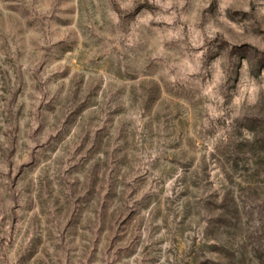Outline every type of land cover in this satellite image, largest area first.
I'll return each instance as SVG.
<instances>
[{"label": "rangeland", "instance_id": "rangeland-1", "mask_svg": "<svg viewBox=\"0 0 264 264\" xmlns=\"http://www.w3.org/2000/svg\"><path fill=\"white\" fill-rule=\"evenodd\" d=\"M0 264H264V0H0Z\"/></svg>", "mask_w": 264, "mask_h": 264}]
</instances>
